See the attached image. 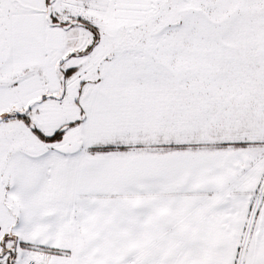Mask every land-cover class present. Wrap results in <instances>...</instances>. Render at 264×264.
<instances>
[{"label":"snow or ice","instance_id":"6c2138e0","mask_svg":"<svg viewBox=\"0 0 264 264\" xmlns=\"http://www.w3.org/2000/svg\"><path fill=\"white\" fill-rule=\"evenodd\" d=\"M0 264H264V0H0Z\"/></svg>","mask_w":264,"mask_h":264}]
</instances>
